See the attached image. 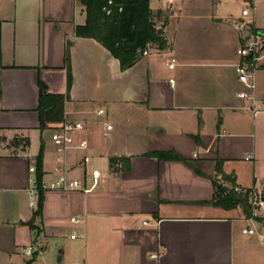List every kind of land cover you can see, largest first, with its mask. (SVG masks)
Returning <instances> with one entry per match:
<instances>
[{
  "label": "crops",
  "instance_id": "crops-1",
  "mask_svg": "<svg viewBox=\"0 0 264 264\" xmlns=\"http://www.w3.org/2000/svg\"><path fill=\"white\" fill-rule=\"evenodd\" d=\"M231 1L212 0L208 7L198 0H149L167 46L149 43L122 70L95 39L75 35L85 22L77 0H0V264H25L31 250L33 263L42 264H235L239 253L243 258L248 244L241 230L251 221L239 207L211 202L210 176L221 160L237 188L262 189L264 62L252 69L260 107L254 112L237 95L244 88L235 72L242 39L234 25L244 6L237 17L209 13ZM254 9L245 18L259 25ZM38 81L66 97L63 120L84 125L74 137L88 146L67 153L68 176L82 178L87 167L102 176L88 192L45 190L32 229L30 199L37 196L29 167L42 141L43 181L58 175L50 133L61 122L38 129ZM14 136L27 137L29 145H11ZM170 149L202 174L182 160L144 155ZM112 156L129 157L128 168L112 170Z\"/></svg>",
  "mask_w": 264,
  "mask_h": 264
},
{
  "label": "trees",
  "instance_id": "trees-1",
  "mask_svg": "<svg viewBox=\"0 0 264 264\" xmlns=\"http://www.w3.org/2000/svg\"><path fill=\"white\" fill-rule=\"evenodd\" d=\"M83 7L85 13V22L75 27V35L95 39L103 47H105L113 57L118 59L122 70L130 67L136 59L142 54L149 43L155 44L158 48H165L167 40L164 37L161 28L156 27V22L149 0H112V4H108V0H77ZM250 29L259 35L264 29H254L250 25ZM264 38V35L261 36ZM68 48V46H67ZM248 61L251 62V56ZM67 68V86L71 85V72L69 63V53L66 49L65 56ZM39 103L38 112V129L42 132L47 128L48 122L62 121L64 117V105L66 97L63 94H52L47 91L46 85L42 81H38ZM197 141V137L193 136ZM13 146L22 145L23 148L29 145L27 137L14 136L10 140ZM43 142L34 159L35 165V182L34 189L37 196L36 208L32 214V218L27 224L32 229H36L34 221L40 217L43 203L42 168ZM158 160H182L190 165L193 170L202 174L193 162H189L175 150H151L144 154ZM221 160H216L215 175L210 176L214 193L211 202L225 210L240 208L245 218L253 217V209L250 203V194L253 189L237 188L235 177L232 174H225L221 168ZM129 157H109L108 164L112 170H116L118 165L120 169H127ZM216 175L220 179H216ZM254 219H259L254 216ZM37 252L34 251L30 259L25 264H32L35 260Z\"/></svg>",
  "mask_w": 264,
  "mask_h": 264
},
{
  "label": "built area",
  "instance_id": "built-area-1",
  "mask_svg": "<svg viewBox=\"0 0 264 264\" xmlns=\"http://www.w3.org/2000/svg\"><path fill=\"white\" fill-rule=\"evenodd\" d=\"M235 2H240L245 4L244 8L241 10V16L245 18L250 14V9H254L253 0H233ZM108 4H112V0H108ZM250 21V20H248ZM242 20L235 22L234 28L241 34L242 42L237 49V54L239 55V61L235 64V72L237 74L238 80L243 84L244 88L237 94L238 97L247 99L251 102L250 109L254 112L260 110V107L255 104V95H254V82L253 74L251 67L253 64L256 65L259 59L260 46L262 42L256 38H249V34H246L245 24ZM248 24V23H247ZM246 24V25H247ZM259 36V35H257ZM261 37V36H259ZM264 43V42H263ZM145 53V52H144ZM251 56V62L248 61V57ZM174 65V59L168 65L172 68ZM170 83L173 84V80H170ZM98 114H104V109H98ZM106 130L112 128L111 124H106ZM84 125L81 121L78 120H62L50 133V140L55 148L56 161L58 163L57 171L58 175L49 180L42 182V189L45 190H61V191H82L88 192L100 183L101 171L95 167H87L82 178H75L68 176V165H67V153L72 149L84 150L88 146V142L84 137H81L75 140L74 134L76 132L83 131ZM195 155V154H194ZM85 164L90 162L88 156H83L82 158ZM29 171L34 174L35 165L34 163L30 165ZM216 179H220L219 175H216ZM31 182L34 185L35 177L31 179ZM35 192V189H34ZM36 201L30 199V205H35ZM250 203L253 209V217L248 218L252 220L255 217H258L257 211H260V216L264 218V184L261 190L253 189L250 194ZM70 221L77 222L75 217L70 218ZM242 234L247 236H257L261 242L264 244V235L257 233L254 227L246 226L241 230ZM70 238H75V234H71ZM24 252L30 254V249L25 248Z\"/></svg>",
  "mask_w": 264,
  "mask_h": 264
},
{
  "label": "rangeland",
  "instance_id": "rangeland-1",
  "mask_svg": "<svg viewBox=\"0 0 264 264\" xmlns=\"http://www.w3.org/2000/svg\"><path fill=\"white\" fill-rule=\"evenodd\" d=\"M200 2V4L202 5H207L208 7H210L211 5V2L212 0H198ZM185 2H187L188 4H192V2H194V0H185ZM253 3H254V6H255V9H254V12H256L255 14L257 15V19H258V24L257 25L254 21L250 20L249 18H243L241 19L243 22H247L245 24V28L246 29V34H249V38L252 37V38H256L258 40H260L262 43L264 42V38L262 37H259L257 36V34H255L253 32L252 29H250V25L254 28V29H264V0H253ZM245 4L243 3H240V2H234L231 1V2H228V4L226 5H223V4H218V10H210L209 13H212V12H224V13H229L231 14L233 17H237V12L239 11V9L241 7H243ZM253 12V9L251 8L250 9V14H252ZM236 18H233V21L235 20ZM250 20V21H248ZM239 33V32H238ZM240 35V33H239ZM259 59H258V63L257 64H260L264 62V52L262 53H259ZM251 67L255 68L256 65H252ZM36 140L32 143L31 147L32 149L36 148ZM239 214V213H237ZM257 214L259 219H252L250 220L251 222H248V224L252 227L255 228V230L257 231V233H260V234H263L264 235V218H262V216H260V211L258 210L257 211ZM242 216H244L242 214ZM248 219V218H247ZM260 221V222H259ZM245 224V222L243 223ZM247 224V223H246ZM244 240L245 242L248 244V248L246 250V252L243 253V258L241 259V253H239L237 255V258H236V261H235V264H264V244L261 242V240L253 235V236H247V235H244ZM67 245V242H65V245L63 246H66ZM67 247V246H66ZM32 250H31V254L28 256H25V259L28 260L31 258L32 256ZM78 254H76L75 256L73 255L72 257H70L71 260H75L77 259ZM67 256H68V253H67ZM25 260V261H26ZM35 261V260H34ZM33 261V262H34ZM41 262V261H40ZM39 261L38 262H35V263H32V264H42L40 263Z\"/></svg>",
  "mask_w": 264,
  "mask_h": 264
},
{
  "label": "water",
  "instance_id": "water-1",
  "mask_svg": "<svg viewBox=\"0 0 264 264\" xmlns=\"http://www.w3.org/2000/svg\"><path fill=\"white\" fill-rule=\"evenodd\" d=\"M264 35V31H262L260 34H259V36H263ZM260 52H264V43H262V45L260 46V50H259ZM62 257H63V249L62 248H60L59 250H58V252H57V257H56V259H57V262H61V260H62Z\"/></svg>",
  "mask_w": 264,
  "mask_h": 264
}]
</instances>
